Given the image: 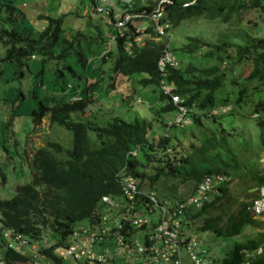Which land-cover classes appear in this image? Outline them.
<instances>
[{
	"label": "trees",
	"instance_id": "16d2710c",
	"mask_svg": "<svg viewBox=\"0 0 264 264\" xmlns=\"http://www.w3.org/2000/svg\"><path fill=\"white\" fill-rule=\"evenodd\" d=\"M87 1L92 10L89 12L88 8L86 13L99 18L94 43L102 48L106 42L109 44L100 57L102 49L92 50L90 40L83 44L79 37H64L66 14L56 18L40 15L47 24L36 30L27 25L28 18L12 0H0V46L5 50L0 57V79L6 84L4 97L0 94V98L11 110L10 120L20 115L21 100L34 101L25 113L31 117L33 128L22 148L31 181L18 185L10 198L0 199L2 264H36L38 256L48 264H65L66 259L58 251L72 242L71 235L77 227L99 231L100 212H110L102 206L101 197L119 199V181L125 176L137 181L138 190L155 191L160 200L189 195L210 175L229 176V182L219 187V194L212 201L185 212L186 225L195 234L210 232L215 237L230 238L248 225L260 224L246 210L257 191L250 200L233 207L236 201L227 186L233 177L246 172L237 165L224 130L203 125L201 118L223 105L244 109L249 104L250 113L257 118L264 155V33L250 38L244 35L242 42H233V33L242 29L246 11L253 10L262 21H253L254 32H264V0H144V5L132 0L129 12L145 16L130 19L121 32L108 23L112 12H95L96 0ZM156 10L161 12L159 24L165 27V35L184 21L200 18L227 23L230 30L215 43L187 37L181 46L170 47L169 39L157 34L148 18ZM135 21L149 22L144 29L147 39L137 40ZM103 23L106 30L101 29ZM165 51L174 57L181 52L189 62L184 66L176 60L174 66L160 67L158 61ZM211 61L212 64L203 65ZM243 66L250 67V71L240 75ZM134 74L143 75L138 83L153 87L157 93L153 97L161 106L153 113H176L178 106L185 107L184 118L192 125L204 127L201 138L183 145L178 138L182 134L175 132L185 129L183 122L161 123L164 133L157 135L149 118L152 110L146 106L143 114L148 117L137 114L131 120L116 114L98 119L87 114L90 103L108 98V86L118 76ZM162 86H168L170 92L165 93ZM171 96L180 102L175 104ZM46 115L50 126L56 124L70 131V148L47 137L42 139L46 132L37 127ZM169 127L175 130L169 132ZM0 177L2 181L6 178L1 163ZM251 177L257 189L264 185V171L252 173ZM185 185L191 188L179 191ZM128 227L124 224L121 233L125 234ZM5 229L26 240L28 245L23 252L7 245L2 236ZM31 244L36 245L35 257L29 251ZM259 246L263 252L253 264H264V233L235 241L217 264H239L244 251Z\"/></svg>",
	"mask_w": 264,
	"mask_h": 264
},
{
	"label": "rangeland",
	"instance_id": "374dc122",
	"mask_svg": "<svg viewBox=\"0 0 264 264\" xmlns=\"http://www.w3.org/2000/svg\"><path fill=\"white\" fill-rule=\"evenodd\" d=\"M16 8L21 9L25 16L28 18L27 25H32L36 30H42L47 22L44 19L39 18L40 15H49L51 17H58L59 15L66 14L63 21L64 37L66 39H73L75 36L82 39V43H86L90 40L93 44H90L91 49L98 52L101 50L99 57L104 55L108 50V43L106 42L101 47V44L94 43L97 39L98 33V16H90L91 6L87 0H12ZM144 0H140V5H144ZM90 9L86 13L85 9ZM72 13V14H71ZM258 15L253 10L246 11L242 15V29L238 30L233 42H242L241 39L244 35L248 38L263 35L264 32H254L253 21L262 22L257 19ZM135 21L137 29L135 32L139 34L138 39H147L148 35L144 33L145 27L149 25L148 21ZM109 23V22H108ZM107 23V24H108ZM139 27V29H138ZM149 27V26H148ZM101 29L106 30L107 27L103 23ZM112 30V27H111ZM230 27L227 23H221L219 20L208 21L205 19H192L181 23L179 28L173 30L170 34L165 35L170 41V47L176 45L181 46L186 42L187 37H198L201 40L215 43L218 38H221L222 34L229 33ZM107 33V32H106ZM232 33V32H231ZM232 35V34H231ZM86 40V41H85ZM157 40V39H154ZM163 41V40H161ZM85 48V45H82ZM4 47L0 46V57L4 54ZM175 55L177 62L182 63L184 66L189 62V58L185 54ZM91 59H87L89 62ZM91 60L90 62H93ZM213 62H206L203 65L212 64ZM250 71V67L243 66L242 74H247ZM141 74H134L130 77L118 76L112 86L109 87L108 98L95 100L87 107V114L93 115L95 118H104L110 115L116 114L131 120L134 115H144V107L151 108L150 119H152V127L156 131L157 135L164 133V127L161 123L167 125L178 123L180 116L177 112H169L161 115L153 113L160 106L158 99L154 98L157 93L153 87H143L138 83ZM104 84V81L101 83ZM6 84L3 79H0V94L4 97V89ZM95 97H97L95 95ZM93 96L92 99H95ZM143 99V104L140 102ZM150 101V102H148ZM19 107L20 115L9 119V107L5 105V100L0 98V158L1 167L5 175V180H1L0 177V199L10 198L18 185L26 184L31 181V174L29 166L25 161V157L22 153L23 145L26 144L29 136V132L33 128L31 117L25 114L32 106L34 101L24 99L21 100ZM251 106L247 104L244 109L229 106H221L218 111H213L206 118H201V122L205 126H209L216 129H223L227 136V143L230 149L233 151L234 159L237 165L245 170L246 175L233 177L232 182L228 184L229 194L235 199L233 207L237 203L250 200L253 194H256L257 187L252 179V173H259L264 171V155L263 147L259 140V131L256 125L257 118L253 116ZM9 110V111H8ZM148 117L147 115H144ZM10 120V121H9ZM186 127L180 132V129L176 130L179 140L183 145L189 143H195L198 138H201L204 132V127L195 126L190 124L189 119H184ZM38 130L46 132L47 135H42V139L45 137L60 143L64 148H70L71 146V133L65 128L59 127L56 124L51 126L48 123L47 115L43 118L42 124L37 127ZM169 132H173L175 127H169ZM18 142L17 147L14 143ZM178 148V147H177ZM170 149L168 148V151ZM161 153V150H157ZM190 185H185L180 190L190 189ZM260 221L258 225H248L240 232L239 235L230 238L215 237L210 232H198L196 238L199 248H207L208 254L218 263L225 252L229 250L233 243L242 242L247 239L255 238L259 234L264 233V217L256 218ZM46 234L49 231L46 230ZM35 245V244H34ZM28 246L32 251L33 257L37 254L35 250L36 245ZM2 260L0 259V262ZM36 264H48L45 260H42L40 256L34 260ZM65 264H77L71 259L64 260Z\"/></svg>",
	"mask_w": 264,
	"mask_h": 264
},
{
	"label": "built area",
	"instance_id": "2783aa9c",
	"mask_svg": "<svg viewBox=\"0 0 264 264\" xmlns=\"http://www.w3.org/2000/svg\"><path fill=\"white\" fill-rule=\"evenodd\" d=\"M133 4L132 0H96L93 8L95 12H112L108 22L121 32L130 19L145 16L129 12ZM160 17L159 10L148 15L154 31L165 36V27L159 24ZM158 65L174 66L176 59L165 51ZM162 89L165 93L170 92L168 86H162ZM171 99L175 104L180 102L178 97L171 96ZM185 112V107L178 106L179 122L185 123ZM229 180L226 175H210L198 184L193 193L180 199L160 200L155 191L138 190L134 178L122 177L119 199L106 195L101 197L102 206L110 212H100L99 231L77 227L72 232V242L60 249L59 255L82 264H217L205 248H199L196 234L184 219L188 209H199L212 201L219 194V187ZM246 210L255 218L264 217V185L258 187L256 197L249 201ZM124 224L129 225L125 234L121 233ZM4 236L7 245L17 251L22 245H28L19 234L8 231ZM262 252L261 246L244 251L239 264H253Z\"/></svg>",
	"mask_w": 264,
	"mask_h": 264
},
{
	"label": "clouds",
	"instance_id": "9594fccd",
	"mask_svg": "<svg viewBox=\"0 0 264 264\" xmlns=\"http://www.w3.org/2000/svg\"><path fill=\"white\" fill-rule=\"evenodd\" d=\"M9 230H7V229H5V230H3L2 231V236L5 238V241H6V243H7V240H6V237L4 236V232H8ZM12 232V231H11ZM12 233H14V232H12ZM17 234V233H16ZM25 246H27V245H22V247H21V250H19V251H24V249H25ZM13 248H15V247H13ZM16 250V249H15ZM17 251V250H16ZM1 264H2V261L0 262Z\"/></svg>",
	"mask_w": 264,
	"mask_h": 264
}]
</instances>
